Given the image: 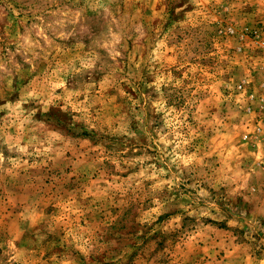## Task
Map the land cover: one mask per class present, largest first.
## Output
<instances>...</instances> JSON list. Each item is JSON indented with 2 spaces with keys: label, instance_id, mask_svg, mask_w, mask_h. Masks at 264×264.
I'll return each mask as SVG.
<instances>
[{
  "label": "rangeland",
  "instance_id": "obj_1",
  "mask_svg": "<svg viewBox=\"0 0 264 264\" xmlns=\"http://www.w3.org/2000/svg\"><path fill=\"white\" fill-rule=\"evenodd\" d=\"M0 264H264V0H0Z\"/></svg>",
  "mask_w": 264,
  "mask_h": 264
},
{
  "label": "built area",
  "instance_id": "obj_2",
  "mask_svg": "<svg viewBox=\"0 0 264 264\" xmlns=\"http://www.w3.org/2000/svg\"><path fill=\"white\" fill-rule=\"evenodd\" d=\"M248 83L247 82H245V84H240L239 86H238V88L239 89H241L242 91H246V89H247V85ZM251 99H253L254 98V96H253V94H252V96L250 97Z\"/></svg>",
  "mask_w": 264,
  "mask_h": 264
}]
</instances>
